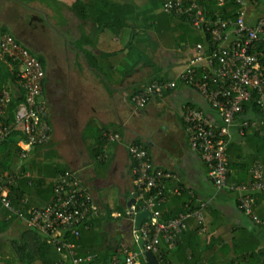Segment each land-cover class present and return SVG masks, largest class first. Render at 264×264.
Instances as JSON below:
<instances>
[{"label": "crops", "instance_id": "crops-1", "mask_svg": "<svg viewBox=\"0 0 264 264\" xmlns=\"http://www.w3.org/2000/svg\"><path fill=\"white\" fill-rule=\"evenodd\" d=\"M137 2L141 8L130 9V12L117 6L122 0H55L51 4L60 5V12L67 18L69 47V60L61 66L66 68L62 73L66 72L67 81L59 77L57 86L49 92L46 77V101L54 137L51 148L65 168L76 172L100 211L84 229L83 252L85 255L98 254L101 262L123 254L125 249L142 253L143 245L136 242L134 236L135 217L121 216V212L127 213L133 205L141 203L136 198L129 206L138 190L128 146L139 141L148 148L156 168L173 174L166 181L160 207L162 220L194 210L201 203L207 204L201 223L195 218L187 220L186 238L180 246L182 249L185 245L192 246L195 259L189 256L185 259L183 255H187V251L177 252L178 242L173 247L167 246L174 252L173 263L168 264L188 261L194 264H264V257L250 263L244 258L249 248L258 246L257 251L264 250V228L237 207L241 196L251 194L258 201L256 214L264 218V191H250L251 168L257 163L264 168V113H256L252 106L248 107L227 127L230 134V139L225 138L228 139V181L249 189L246 192L217 190L199 153L191 148L189 132L182 119V105L191 104L203 110L216 128L224 127L216 110L194 88L177 81L188 60L194 56L186 45L199 43L194 29L188 23L175 26L162 8L144 16L141 12H147L151 5L156 7L157 3L155 0ZM61 5H65L66 10L63 11ZM0 7L4 9V3ZM55 10L57 13V8ZM246 11L248 23L262 14V10L249 5ZM4 29L7 24H0V32ZM200 34L201 43L207 49L208 41H204L202 32ZM177 41L181 42L177 44ZM35 54L45 58L39 51ZM48 64L46 60V74L50 75L55 65L54 62ZM163 78L176 82L175 89L165 91L161 97H151L146 106L137 107L132 101L136 93L131 94ZM247 127L256 134L249 130L246 134ZM25 150L30 151L31 147ZM16 162V171L6 173L19 177L21 160L18 158ZM25 175L29 177L30 173ZM55 180L49 184L52 186ZM49 195L50 191L44 196L39 194L44 202ZM0 207V264H38L41 236L2 204ZM109 213L113 219L109 222L105 219L100 225L98 218ZM200 225L201 230L196 233ZM144 263H147L145 255H140L138 264Z\"/></svg>", "mask_w": 264, "mask_h": 264}, {"label": "built area", "instance_id": "built-area-1", "mask_svg": "<svg viewBox=\"0 0 264 264\" xmlns=\"http://www.w3.org/2000/svg\"><path fill=\"white\" fill-rule=\"evenodd\" d=\"M228 0H216L217 7H223ZM241 9L233 19L224 20L217 14L207 15L198 0H162L163 10L175 19L184 20L190 26L207 35L208 47L199 42L186 45L194 52L178 80L194 88L211 106L222 122L223 128H216L203 110L191 104L182 105V119L189 132L191 148L199 153L208 168L209 177L217 190L246 192L249 188L228 181V159L226 149L230 134L227 127L245 111V106L254 104L264 112V52L256 48L264 46V14L254 24H248L246 13L248 0H232ZM254 5H258L253 1ZM4 65L13 79L0 86V145L14 133H21L26 143L21 147L44 146L53 139L50 110L45 98V67L33 54L9 32H0V66ZM176 82H150L136 93L132 101L142 108L151 97L162 96L173 90ZM15 108L13 100L21 98ZM128 153L134 162L133 174L137 184L139 206L133 205L126 213L128 217L142 211L150 212L141 228L134 230L136 242L143 241L141 254L125 249L123 254L114 255L101 262L96 253L77 255V241L81 228L99 216L88 188L76 172L67 170L59 174L53 188L54 203L44 208H32L26 213L15 208L9 199V190L15 182V174L5 173L0 179V202L14 216L45 236L49 244L56 246L61 259L50 264H138L140 255L146 252L158 254L164 244L173 247L187 230V220L203 221L206 203L192 211L169 220H162L160 207L164 200L166 181L173 177L168 171L156 168L148 149L142 144H130ZM21 158L26 154L21 153ZM253 183L250 191H264V168L257 163L251 168ZM256 198L251 194L241 196L237 207L256 225L264 228L255 207ZM122 255L124 256L122 258Z\"/></svg>", "mask_w": 264, "mask_h": 264}, {"label": "trees", "instance_id": "trees-1", "mask_svg": "<svg viewBox=\"0 0 264 264\" xmlns=\"http://www.w3.org/2000/svg\"><path fill=\"white\" fill-rule=\"evenodd\" d=\"M18 3H20L21 5H25L27 7H29L28 4L30 0H14ZM42 1V0H41ZM45 1V0H44ZM151 2H153V0H150ZM253 1L257 2L258 5H254ZM53 2H55V0H53ZM137 0H122V3L117 5L118 7L122 8V10L124 9H128L127 12H130V9L133 10H137L139 9L140 6H138L137 4ZM155 3H157L156 7H153L151 5V9H149L147 12L143 11L141 12L142 15L147 16L150 13H154L155 11L158 10V8H162L163 10V4H162V0H155ZM159 3V4H158ZM198 3L200 4V6L205 10V12H207V15H214L217 14L218 16L222 17L224 20H230L233 19L236 14L243 9L241 6H237L232 0H228L225 5L223 7H217L216 4V0H198ZM249 7H252L253 9L256 10H262V14H264V0H248L247 1ZM51 5V4H50ZM161 5V6H159ZM107 7V4H106ZM141 8V7H140ZM133 13V12H132ZM149 13V14H148ZM163 13L167 16V18L175 24V26H177V24H185L187 22H185L184 20H179V19H175V17H173L172 15L166 14L163 10ZM127 14H131V13H127ZM260 15V16H261ZM182 22V23H181ZM255 22V21H254ZM253 23H248V24H254ZM152 24L154 25L155 22L153 21ZM190 25V24H189ZM188 26V24L186 25ZM189 27V26H188ZM3 32H8L7 29H4ZM201 33V32H200ZM199 33V31L194 29V35L197 37L196 42H202L203 40L200 38L201 34ZM203 33V32H202ZM203 37H205L204 41H208L207 35L205 33H203ZM181 41H177V44H179ZM257 52L263 51L264 52V46L261 47H257L256 48ZM33 53V52H32ZM35 54V53H33ZM38 58L40 59V61L42 62L43 66H46V60L44 57L37 55ZM262 61L264 62V56L261 57ZM11 77L10 74L8 73L6 67L4 65L0 66V86H4L5 84H7L8 82V78ZM11 81H13L14 78H10ZM155 80H159V81H166L164 78L163 79H155ZM47 79L45 80V84H46ZM141 91L140 89L136 90L135 92H133L131 94V96H133L135 93ZM130 96V98H131ZM22 96L21 98H16L13 100L12 103V108H15L16 105L22 101ZM253 108V110L256 113H264L262 112L258 107H255L254 104H248L245 106V109H247L248 107ZM250 126V125H249ZM245 133L247 134L248 130L249 132H251L252 134H256V132L251 128V127H247L244 129ZM20 142H24L25 138L21 133H14L12 136H10V138L6 141H4L1 145H0V176H2L4 173L6 172H10L13 173L16 170L15 165H17L16 159H20L21 160V165H20V169L18 170V179L16 180V182L11 185L10 187V193H9V198L11 200L12 205L17 208L20 209L22 212H27L29 210V208H43L46 205H48L49 203H54V192H53V188L54 185L52 186L49 184V182H51L52 180H55L57 178V176L67 170H69L68 168H65L63 166V164H61L59 162V157L58 154L55 150H52L51 146H52V141L44 146H31V150L27 151L24 150L19 143ZM134 144H142L139 141L135 142ZM144 145V144H142ZM144 147L146 149H148L146 147V145H144ZM21 153H25L26 157L25 158H21ZM134 165V163H133ZM229 167V165H228ZM55 171V173H54ZM17 173V172H16ZM26 173H30V176L27 177L25 174ZM50 191V195L47 196L46 198L48 200H45V202L40 199L39 194H45V192ZM263 193V191L261 192ZM256 198V197H255ZM257 199H256V205L254 207L255 212H257ZM1 206V204H0ZM1 208V207H0ZM193 209L187 210L184 213L188 212V211H192ZM123 211V210H121ZM121 216H126L125 212H121ZM16 217V216H15ZM176 217V216H175ZM178 217V214H177ZM174 218V217H172ZM106 219V221H111L113 219L112 214L109 213L107 216H104L102 219L98 218L97 222L100 221V225L105 222H103ZM171 219L170 217H167L165 219L169 220ZM91 228H94L93 224L91 225ZM84 229L85 226H83L81 228V237L79 240L74 241L72 239L71 242L77 243L79 247H82V249L77 248V255H85L86 252L84 251V246H85V241H84ZM201 230V225L199 226L198 229H196V233ZM35 233H37L38 235L41 236V238L38 240V244H39V248H40V262L38 264H50L53 262H56L58 260L61 259V255L60 253L57 251V248L55 245L53 244H49L47 242V240L45 239V237H43V235L37 231H34ZM185 233V232H184ZM186 236H182L181 241H179L177 247L179 248L177 250V252L179 251H187V255H183L184 258L186 259V256H189L190 259L192 258L193 260L195 259V251L194 248L190 245H185L183 246V249L180 247L181 244L183 243V241H185ZM183 240V241H182ZM160 252L158 254H156V258L159 261L160 264H168V263H173L172 259L174 258L173 254L174 252H172V250H170L167 246L165 247H161L160 248ZM189 250V251H188ZM258 250V246L253 247V248H249V254H247L246 256H244L245 259H249L248 263L256 261V259L258 261L262 260L264 257V250ZM25 251V249H24ZM92 252H95L94 250ZM23 257V256H22ZM104 260V259H103ZM24 261V260H23ZM195 262V261H194ZM147 264V263H144ZM186 264H194L191 262H187ZM195 264H197L195 262ZM233 264V263H230Z\"/></svg>", "mask_w": 264, "mask_h": 264}, {"label": "rangeland", "instance_id": "rangeland-1", "mask_svg": "<svg viewBox=\"0 0 264 264\" xmlns=\"http://www.w3.org/2000/svg\"><path fill=\"white\" fill-rule=\"evenodd\" d=\"M52 2L53 0H30L27 7L12 0H0V4L4 3V9L1 10L0 7V24H7L9 33L19 38L34 53L39 51L44 55L48 65L54 62L55 70L50 75L47 74L49 92L55 88L54 85L57 86L56 80L59 81V77L67 81L66 72L62 73L66 68L62 69L61 66L69 60L67 58L69 47L66 41L68 39L67 18L63 12H60L58 8L60 5L57 6L56 3L55 6H51ZM61 6L63 11L66 10L65 5ZM55 8L58 10L57 13ZM54 110L56 111V108L52 110V113Z\"/></svg>", "mask_w": 264, "mask_h": 264}, {"label": "water", "instance_id": "water-1", "mask_svg": "<svg viewBox=\"0 0 264 264\" xmlns=\"http://www.w3.org/2000/svg\"><path fill=\"white\" fill-rule=\"evenodd\" d=\"M136 198H137V195L134 196L133 200L129 203V206H131V203H135L136 201ZM150 212L149 211H142V212H139L135 215V227L137 229L141 228L143 222L145 220H149L150 219ZM139 244L140 245H143V241L140 240L139 241ZM145 259H146V262L148 264H159V262L157 261L156 259V256L155 254L151 253V252H146L145 253Z\"/></svg>", "mask_w": 264, "mask_h": 264}, {"label": "flooded vegetation", "instance_id": "flooded-vegetation-1", "mask_svg": "<svg viewBox=\"0 0 264 264\" xmlns=\"http://www.w3.org/2000/svg\"><path fill=\"white\" fill-rule=\"evenodd\" d=\"M46 83H47V81H46ZM45 91H47V89H46V84H45ZM46 97V99H47V96H45ZM50 119H51V113H50Z\"/></svg>", "mask_w": 264, "mask_h": 264}]
</instances>
